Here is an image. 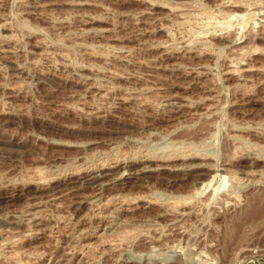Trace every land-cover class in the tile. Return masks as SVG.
Returning a JSON list of instances; mask_svg holds the SVG:
<instances>
[{"label": "rangeland", "instance_id": "374dc122", "mask_svg": "<svg viewBox=\"0 0 264 264\" xmlns=\"http://www.w3.org/2000/svg\"><path fill=\"white\" fill-rule=\"evenodd\" d=\"M0 264H264V0H0Z\"/></svg>", "mask_w": 264, "mask_h": 264}, {"label": "bare ground", "instance_id": "6f19581e", "mask_svg": "<svg viewBox=\"0 0 264 264\" xmlns=\"http://www.w3.org/2000/svg\"><path fill=\"white\" fill-rule=\"evenodd\" d=\"M231 18H232V16H231ZM214 22H215V23H214ZM217 22H219V21H218V17H217V16H211V17H210V20H208L203 26L201 25V27H200V28H201V31H199V32L201 33V32H203V31H209V30H208V25H209V23L217 24ZM231 24H232V23H231ZM210 25H212V24H210ZM230 26H231V25H230ZM199 32H198V33H199ZM195 33H196V32H195ZM203 33H204V32H203ZM196 34H197V33H196ZM199 36H200V35H199ZM94 178H95V177H94ZM95 181H96V180H94V182H95ZM203 184H204V182H203ZM203 184H202V185H203ZM206 184H207V183H206ZM209 185H210V184L208 183V185H205V186L207 187V186H209ZM195 193H196V192H195ZM198 193H199V192H198ZM184 201L186 202V200H184ZM184 201H183V202H184Z\"/></svg>", "mask_w": 264, "mask_h": 264}]
</instances>
